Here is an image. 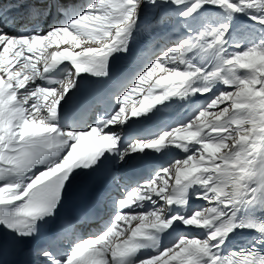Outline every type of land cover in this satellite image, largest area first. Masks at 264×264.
<instances>
[{
    "label": "snow or ice",
    "instance_id": "1",
    "mask_svg": "<svg viewBox=\"0 0 264 264\" xmlns=\"http://www.w3.org/2000/svg\"><path fill=\"white\" fill-rule=\"evenodd\" d=\"M172 18L183 35L146 45L111 112L65 122L84 76L110 79L139 34ZM177 100L186 120L135 129ZM172 149L183 155L143 182L114 176L122 196L104 225L41 248L43 264H264V0H0V232L33 240L76 176Z\"/></svg>",
    "mask_w": 264,
    "mask_h": 264
},
{
    "label": "bare ground",
    "instance_id": "2",
    "mask_svg": "<svg viewBox=\"0 0 264 264\" xmlns=\"http://www.w3.org/2000/svg\"><path fill=\"white\" fill-rule=\"evenodd\" d=\"M9 8H11V4H9ZM11 14H13L11 11L9 12V17L11 16ZM161 15H164L166 14L165 12H161L160 13ZM151 13L149 14V19L151 18ZM167 15L169 16H172L173 14L172 13H167ZM245 21H246V18H244ZM43 20V19H42ZM41 20V21H42ZM49 21V18L46 20V22ZM247 22V21H246ZM247 23H251V22H247ZM28 26V25H27ZM40 27H43V26H40ZM45 28V27H43ZM21 27L19 28H16V29H10V31H21L20 30ZM180 35H183V31L181 30V28L177 25L176 23V20L174 18L172 19H169L167 25L161 29L157 34H154L153 35V41L154 40H157V39H163L166 44L171 41V40H176L179 38ZM63 47V46H62ZM203 102V97H200V96H197L194 98V100L192 101V104L195 105L197 103H202ZM168 107H170L173 111V115L171 116L170 120L168 121L167 125H172V126H175L177 122L179 121H184L186 120L188 117H190L192 115V108L191 106L186 103V102H181L179 100L175 101V102H171L169 103ZM154 118V117H153ZM152 120V119H151ZM94 121V120H91L89 122V124ZM88 124V125H89ZM87 125V126H88ZM150 152V151H149ZM183 155V153L179 150V149H176L173 151V153L170 155V158H169V161H165L166 165L164 166H167V164L172 160L173 157H181ZM140 155H137L135 158H130L127 160L126 163H120L121 165V173H120V185L121 187H130V186H134L136 184V182L138 181H130V179H128L127 177V172H125V168L126 166H128L129 164L133 163V162H136L137 160H140ZM161 162H159L158 165H161ZM140 182V181H139ZM143 182V181H142ZM121 195V194H120ZM121 196L119 195H112L111 196V199H115V198H119ZM203 203L202 201H198V200H191L190 201V204L192 205H198V204H201ZM111 209H109V212L108 214L106 215V217L104 218V223L108 220L111 212H112V205L110 207ZM104 224L101 225V227L103 226ZM100 227V228H101ZM99 229H94L93 231H90V233H86V234H82L78 231V233H76V235H73L72 237V241L75 240L77 237L79 236H87L88 234H92L91 232L93 233H96ZM72 241H69V240H65L63 242V244L61 246V252H63L65 250V248L67 249L70 245V243Z\"/></svg>",
    "mask_w": 264,
    "mask_h": 264
}]
</instances>
